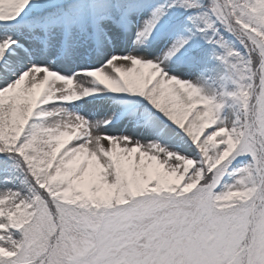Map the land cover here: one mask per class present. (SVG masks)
I'll return each mask as SVG.
<instances>
[{"label": "snow or ice", "instance_id": "obj_1", "mask_svg": "<svg viewBox=\"0 0 264 264\" xmlns=\"http://www.w3.org/2000/svg\"><path fill=\"white\" fill-rule=\"evenodd\" d=\"M0 264H264V0H0Z\"/></svg>", "mask_w": 264, "mask_h": 264}]
</instances>
